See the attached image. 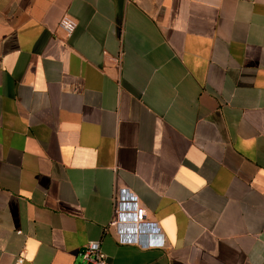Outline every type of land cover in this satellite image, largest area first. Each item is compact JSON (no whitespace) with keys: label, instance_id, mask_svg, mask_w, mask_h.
<instances>
[{"label":"crops","instance_id":"0c3cea01","mask_svg":"<svg viewBox=\"0 0 264 264\" xmlns=\"http://www.w3.org/2000/svg\"><path fill=\"white\" fill-rule=\"evenodd\" d=\"M123 187L164 247L117 242ZM89 241L264 264V0H0V264H85Z\"/></svg>","mask_w":264,"mask_h":264},{"label":"built area","instance_id":"2783aa9c","mask_svg":"<svg viewBox=\"0 0 264 264\" xmlns=\"http://www.w3.org/2000/svg\"><path fill=\"white\" fill-rule=\"evenodd\" d=\"M75 27L76 21L69 15H63L58 21V28L65 35L71 34ZM110 225L114 227L120 244H135L141 248L165 246L157 223L147 218L145 207L138 196L125 187L119 188L114 198V213ZM81 258L85 264H108L99 241H89L81 252Z\"/></svg>","mask_w":264,"mask_h":264}]
</instances>
